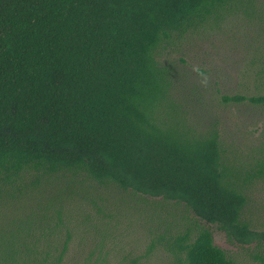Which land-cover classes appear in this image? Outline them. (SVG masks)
<instances>
[{
    "label": "trees",
    "instance_id": "16d2710c",
    "mask_svg": "<svg viewBox=\"0 0 264 264\" xmlns=\"http://www.w3.org/2000/svg\"><path fill=\"white\" fill-rule=\"evenodd\" d=\"M248 1L0 0V264H62L67 205L87 188L182 203L229 240L260 239L244 211L264 154L241 166L217 128L189 126L162 61ZM176 246L180 264H232L208 228Z\"/></svg>",
    "mask_w": 264,
    "mask_h": 264
},
{
    "label": "rangeland",
    "instance_id": "374dc122",
    "mask_svg": "<svg viewBox=\"0 0 264 264\" xmlns=\"http://www.w3.org/2000/svg\"><path fill=\"white\" fill-rule=\"evenodd\" d=\"M248 2L247 11L225 14L162 49L170 100L189 126L217 128L241 166L264 154V106L249 101L264 94V0ZM67 209L71 234L62 264H180L178 237L202 227L232 264H262L263 180L248 184L244 217L260 238L251 244L229 240L182 203L111 188H87Z\"/></svg>",
    "mask_w": 264,
    "mask_h": 264
}]
</instances>
